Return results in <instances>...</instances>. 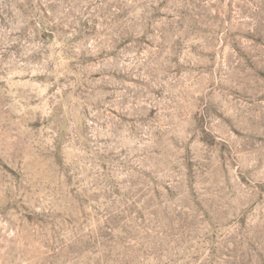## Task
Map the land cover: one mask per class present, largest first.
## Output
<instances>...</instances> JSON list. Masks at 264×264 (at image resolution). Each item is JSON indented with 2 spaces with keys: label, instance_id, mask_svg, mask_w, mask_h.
<instances>
[{
  "label": "rangeland",
  "instance_id": "rangeland-1",
  "mask_svg": "<svg viewBox=\"0 0 264 264\" xmlns=\"http://www.w3.org/2000/svg\"><path fill=\"white\" fill-rule=\"evenodd\" d=\"M0 264H264V0H0Z\"/></svg>",
  "mask_w": 264,
  "mask_h": 264
}]
</instances>
